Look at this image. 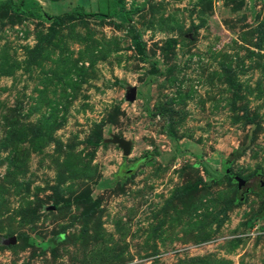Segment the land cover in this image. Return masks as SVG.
Returning a JSON list of instances; mask_svg holds the SVG:
<instances>
[{"label":"rangeland","instance_id":"1","mask_svg":"<svg viewBox=\"0 0 264 264\" xmlns=\"http://www.w3.org/2000/svg\"><path fill=\"white\" fill-rule=\"evenodd\" d=\"M4 1L0 264H264V0Z\"/></svg>","mask_w":264,"mask_h":264},{"label":"trees","instance_id":"2","mask_svg":"<svg viewBox=\"0 0 264 264\" xmlns=\"http://www.w3.org/2000/svg\"><path fill=\"white\" fill-rule=\"evenodd\" d=\"M2 4L3 5H6L8 8H10L16 14H20V15H24V16H31V17H36V18H40V16H41L35 10V8L38 6V2H36L34 0H6V1L2 2ZM71 13L72 12L65 11L61 15H55V16H53V19L56 22H59V21H61V19L63 17L70 16ZM134 13H135L134 10L126 11V10L123 9V7H121L120 9H118L116 11V17H118V19L122 23H129L131 21L132 15ZM79 16H84V17H98L99 16L100 17L101 14L81 12L79 14ZM144 158H142L139 163H142L143 161H145ZM237 178L233 179V181L235 182L234 184L236 186L238 185V182L236 181ZM244 186H245V184L242 187H244Z\"/></svg>","mask_w":264,"mask_h":264},{"label":"water","instance_id":"3","mask_svg":"<svg viewBox=\"0 0 264 264\" xmlns=\"http://www.w3.org/2000/svg\"><path fill=\"white\" fill-rule=\"evenodd\" d=\"M114 143H116L119 148L122 150V154L123 156L127 157L130 155V152H131V146H130V143L122 138H116L114 140ZM148 159V157H145L144 160ZM140 162V161H139ZM139 162H137L139 164ZM134 164L130 169H134L138 164ZM134 167V168H133ZM236 181L238 182V188H241L244 184H245V181H243L242 179H236Z\"/></svg>","mask_w":264,"mask_h":264},{"label":"flooded vegetation","instance_id":"4","mask_svg":"<svg viewBox=\"0 0 264 264\" xmlns=\"http://www.w3.org/2000/svg\"><path fill=\"white\" fill-rule=\"evenodd\" d=\"M134 168V167H133Z\"/></svg>","mask_w":264,"mask_h":264}]
</instances>
